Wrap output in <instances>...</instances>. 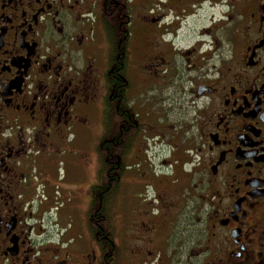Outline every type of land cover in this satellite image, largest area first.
<instances>
[{
  "label": "flooded vegetation",
  "instance_id": "af4514ba",
  "mask_svg": "<svg viewBox=\"0 0 264 264\" xmlns=\"http://www.w3.org/2000/svg\"><path fill=\"white\" fill-rule=\"evenodd\" d=\"M96 116L91 154L69 135ZM180 252L264 264V0H0V264Z\"/></svg>",
  "mask_w": 264,
  "mask_h": 264
},
{
  "label": "rangeland",
  "instance_id": "374dc122",
  "mask_svg": "<svg viewBox=\"0 0 264 264\" xmlns=\"http://www.w3.org/2000/svg\"><path fill=\"white\" fill-rule=\"evenodd\" d=\"M105 125H106L105 120H102L100 116L93 117L91 126H88L89 129H86L85 127H83L82 131H75L76 133L75 135L70 134L69 139L72 140V142L74 143L76 142L79 145H82V148L88 150L91 154H95L96 149H97V142H98L97 139L101 135L102 128ZM182 144H183V140L180 139L178 147L176 149V153H174V157L172 159V160H175L176 162L170 166L171 170H174V169L176 170V167H177L178 162L180 161V158L183 157ZM147 148L149 152V157H151V159H153L156 163H158V161H160L161 159L166 160L168 158L169 146L165 142H163L162 144H160V141H156L154 144L149 142L147 144ZM131 169L132 167H128L125 170V172L130 174L132 172ZM165 172H170V170L166 168ZM179 173L181 172L179 171ZM148 190H149L148 187H144L143 192H148ZM149 192L150 194L152 193L151 190ZM132 193L133 192L130 190L127 194V197L123 198L121 195H119V197L115 198L112 206L115 210H117L118 213H122L123 209L127 208V206L129 205V201L132 197ZM86 209L87 208L85 206L80 205L74 210L75 217L73 220V225L78 231H82L86 238H89L91 234V230H90L89 223H88ZM62 212H64L63 217H62V224H66L68 221L66 217L67 212L65 210H62L61 213ZM187 212H188V209L186 206V211L183 212L181 210L180 216H178L177 221H176V225L178 226L179 230H183L180 239L185 238L186 223L183 222L182 220L184 218V214L189 215V213ZM108 215L110 216L109 212H108ZM121 219L122 217L119 218V223H121ZM119 233L120 232L117 231L116 236H119ZM179 243H181V240H179ZM180 249H183V248L179 246L178 252L180 251ZM176 260L178 263L171 261L169 262V264H186L187 263V257L185 253L180 252L178 257H176Z\"/></svg>",
  "mask_w": 264,
  "mask_h": 264
}]
</instances>
